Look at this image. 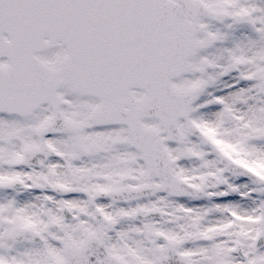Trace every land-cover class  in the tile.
Listing matches in <instances>:
<instances>
[{"label":"snow or ice","instance_id":"1","mask_svg":"<svg viewBox=\"0 0 264 264\" xmlns=\"http://www.w3.org/2000/svg\"><path fill=\"white\" fill-rule=\"evenodd\" d=\"M0 264H264V0H0Z\"/></svg>","mask_w":264,"mask_h":264}]
</instances>
